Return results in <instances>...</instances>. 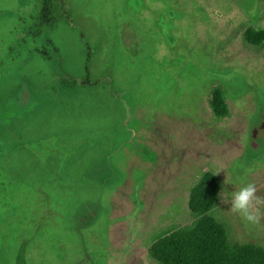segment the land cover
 <instances>
[{
  "label": "rangeland",
  "instance_id": "1",
  "mask_svg": "<svg viewBox=\"0 0 264 264\" xmlns=\"http://www.w3.org/2000/svg\"><path fill=\"white\" fill-rule=\"evenodd\" d=\"M248 30L264 0H0V264H158L150 246L195 221L205 172L264 195ZM229 209L218 194L207 215L264 249V220Z\"/></svg>",
  "mask_w": 264,
  "mask_h": 264
},
{
  "label": "trees",
  "instance_id": "2",
  "mask_svg": "<svg viewBox=\"0 0 264 264\" xmlns=\"http://www.w3.org/2000/svg\"><path fill=\"white\" fill-rule=\"evenodd\" d=\"M49 12L47 2H43L42 21L48 19ZM245 39L260 45L264 41V31L248 30ZM215 96L212 111L217 116H225V102L220 95ZM219 191L217 178L211 172H205L188 196V208L196 215L195 221L189 227L156 239L148 250L149 257L158 264H264L262 247L252 243H231L225 229L207 215Z\"/></svg>",
  "mask_w": 264,
  "mask_h": 264
},
{
  "label": "clouds",
  "instance_id": "3",
  "mask_svg": "<svg viewBox=\"0 0 264 264\" xmlns=\"http://www.w3.org/2000/svg\"><path fill=\"white\" fill-rule=\"evenodd\" d=\"M261 188L249 182L230 193L226 190L219 193L222 203L230 204V211L239 215L247 223L258 225L264 220V195Z\"/></svg>",
  "mask_w": 264,
  "mask_h": 264
},
{
  "label": "water",
  "instance_id": "4",
  "mask_svg": "<svg viewBox=\"0 0 264 264\" xmlns=\"http://www.w3.org/2000/svg\"><path fill=\"white\" fill-rule=\"evenodd\" d=\"M261 133H259V135H261V134H264V128H261ZM254 135H258L256 132H255V134Z\"/></svg>",
  "mask_w": 264,
  "mask_h": 264
},
{
  "label": "flooded vegetation",
  "instance_id": "5",
  "mask_svg": "<svg viewBox=\"0 0 264 264\" xmlns=\"http://www.w3.org/2000/svg\"><path fill=\"white\" fill-rule=\"evenodd\" d=\"M261 128H264V123L261 124ZM257 133H261V131L257 132ZM255 134V133H254Z\"/></svg>",
  "mask_w": 264,
  "mask_h": 264
}]
</instances>
